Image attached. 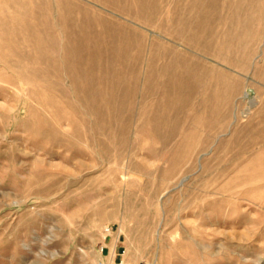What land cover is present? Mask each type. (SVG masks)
Instances as JSON below:
<instances>
[{"label": "rangeland", "instance_id": "rangeland-1", "mask_svg": "<svg viewBox=\"0 0 264 264\" xmlns=\"http://www.w3.org/2000/svg\"><path fill=\"white\" fill-rule=\"evenodd\" d=\"M5 1L2 43L83 10L128 50L0 62V264H264V0Z\"/></svg>", "mask_w": 264, "mask_h": 264}, {"label": "bare ground", "instance_id": "bare-ground-1", "mask_svg": "<svg viewBox=\"0 0 264 264\" xmlns=\"http://www.w3.org/2000/svg\"><path fill=\"white\" fill-rule=\"evenodd\" d=\"M3 1V0H2ZM5 1V0H4ZM20 1V0H19ZM63 1V0H62ZM6 2V1H5ZM9 2V1H8ZM6 2V3H8ZM12 2V1H10ZM14 2V1H13ZM17 2V1H16ZM21 2V1H20ZM25 2V1H24ZM28 2V1H27ZM48 2V1H47ZM1 3V2H0ZM4 3V2H3ZM15 3V2H14ZM17 2L16 5L17 7L19 6V3ZM38 3V2H37ZM23 4V3H22ZM27 4V3H26ZM29 4V3H28ZM40 4V2H39ZM44 4V3H43ZM46 4V3H45ZM60 4V3H59ZM15 5V4H14ZM25 5V4H24ZM47 5V4H46ZM45 5V6H46ZM61 5V4H60ZM59 5V6H60ZM2 6V3L1 5ZM5 6V5H4ZM21 6V5H20ZM30 6V4H29ZM57 6V5H56ZM62 6V5H61ZM3 7V6H2ZM23 7V5H22ZM33 7V6H31ZM42 7V6H40ZM50 7V6H49ZM58 7V6H57ZM74 7V6H73ZM4 8V7H3ZM16 8V7H15ZM24 8V7H23ZM38 8V7H37ZM66 8V6H65ZM77 8V7H76ZM82 7H80L79 9H81ZM17 9V8H16ZM20 9V8H19ZM17 9V10H19ZM26 10V7L24 8ZM23 9V10H24ZM31 9V8H28ZM35 9V8H34ZM43 9V8H42ZM40 9V10H42ZM47 9V8H46ZM46 9H44L46 11ZM58 9V8H57ZM10 10V9H9ZM12 10V8H11ZM22 10V8H21ZM51 10V9H50ZM62 10V8H61ZM85 10V9H84ZM4 11V10H1ZM7 11V10H6ZM14 11V10H13ZM27 11V10H26ZM24 11V12H26ZM37 11H39L37 9ZM36 11V12H37ZM64 11V10H63ZM67 11V10H66ZM15 12V11H14ZM23 12V11H22ZM29 12V10H28ZM35 12V11H34ZM40 12V11H39ZM42 12H44L42 10ZM54 12V11H53ZM21 13V12H20ZM41 13V12H40ZM39 13V14H40ZM4 14V13H3ZM8 14V13H7ZM14 14V13H13ZM18 14V13H17ZM23 14V13H22ZM48 14H52L51 17L53 19V22L51 21V19L48 21H50L51 23H48V21L44 18H39L41 21H36L34 23H30L29 18H27L26 16L23 18L25 20V22H29L27 24H23L22 26L18 28H8L6 30L3 29V31H5L3 34L4 37L7 38V40H9V42L12 43H5L3 38V42L0 43V52L5 51V49L8 48V51L6 53L5 56H3V54H1L0 56L2 59H0V62L3 63L4 65L8 64L11 65L12 67H21L23 68V70L28 71L27 65H23L22 62L26 59L29 60L30 57H33L34 55H37L39 53L38 56V60L39 57H44V59H49L53 62L54 59L58 56L56 54H54V48L56 44V41L59 40L60 44H62V56L64 58V60H66V62H69V66L71 68H73L74 70L78 71L79 74L84 77V78H88V69H92L94 66H100L101 69L102 67H105V70L107 71L108 75L110 77L111 80L114 81V83H116V85H121L124 84L123 82L121 83L119 80H117L123 73V69L124 67V57L126 56L127 50H128V45H124L123 43L120 42L121 39H119V35L116 34L113 31H109L107 28L104 27H96L94 25V23L88 19V12L87 11H83V10H68L66 12V14L62 13L60 10L59 11H55L54 13H48ZM25 15V14H24ZM30 15H33L30 13ZM38 15V13H37ZM4 16V15H3ZM9 16V15H6ZM15 16V15H14ZM17 16V15H16ZM15 16V17H16ZM41 16V15H39ZM1 17V16H0ZM17 17H21V15H18ZM16 17L15 20H17L18 18ZM33 17V16H31ZM30 17V18H31ZM43 17V16H41ZM45 17H47V15H45ZM12 18V17H11ZM5 19V17H4ZM3 19V20H4ZM7 19V18H6ZM28 19V20H27ZM35 20V18H33ZM12 20V19H11ZM18 20H22V19H18ZM27 20V21H26ZM2 21V20H1ZM46 21V22H44ZM3 22V21H2ZM20 22V21H19ZM42 22V23H41ZM46 25H44V23ZM12 23V22H11ZM10 23V24H11ZM22 23H24V21H22ZM2 24V23H1ZM7 24V23H5ZM16 24H18L16 22ZM21 24V23H19ZM3 25V24H2ZM1 25V27H3ZM15 25V24H14ZM17 26V25H15ZM13 26V27H15ZM6 27V26H5ZM2 30V29H1ZM57 30H59L61 32V38H51L49 37L50 33H57ZM45 35H47L48 37H46ZM57 35V34H56ZM1 36V35H0ZM43 36H45V38H43ZM55 37V36H54ZM58 37V35H57ZM5 38V39H6ZM6 40V42H7ZM14 41V42H13ZM33 41V43H35V46L33 47L32 44L30 43L29 46H32L35 50H37V52H33V48L31 49L30 47V51L27 49H24L21 47L20 43H29ZM58 41V43H59ZM17 42H19L20 47H18ZM131 42V41H130ZM27 43V45H28ZM47 43V46H46ZM15 44V46H14ZM49 45V47H48ZM23 46V45H22ZM26 46V44H25ZM47 47V49H46ZM60 49V48H59ZM110 51L113 55H115L116 57V61L115 62H119L120 66L116 67V66H112L110 64L106 65V58L104 57L106 53V51ZM6 52V51H5ZM58 52V51H57ZM130 52V51H129ZM3 53V52H2ZM110 54V53H109ZM104 55V56H103ZM110 56V55H109ZM132 56V55H131ZM114 57V56H113ZM54 58V59H53ZM58 58V57H57ZM105 58L106 62H103ZM33 59V58H32ZM34 59H36L34 57ZM109 57H108V61H109ZM27 61V60H26ZM44 61V60H43ZM42 61V62H43ZM48 61V60H47ZM23 62V63H24ZM28 62V61H27ZM32 63H34V61H30ZM39 62V61H38ZM32 63H30L32 66ZM44 63V62H43ZM58 63V61H57ZM25 64V63H24ZM28 64V63H27ZM38 64V63H37ZM37 64H34L33 67L36 68ZM47 64V63H46ZM49 64L50 61H49ZM113 64V63H112ZM53 65V64H52ZM114 65V64H113ZM43 66V65H42ZM41 66V67H42ZM58 66V64H57ZM128 66V65H127ZM47 67V65H46ZM51 67V66H50ZM49 67V68H50ZM59 67V66H58ZM43 68V67H42ZM52 68V67H51ZM55 68V67H54ZM60 68V67H59ZM18 70L20 68H17ZM48 69V68H47ZM46 69V71H47ZM53 69V68H52ZM21 70V69H20ZM19 70V71H20ZM31 70V69H30ZM45 70V69H44ZM54 70V69H53ZM22 71V70H21ZM25 71V72H26ZM32 71V70H31ZM43 71V70H42ZM45 71V72H46ZM22 73V72H21ZM33 73V72H32ZM35 73V72H34ZM38 73V71L36 72ZM76 73V72H75ZM126 73V72H125ZM40 74L42 75V73L40 72ZM106 74V73H105ZM21 77H24L20 74ZM26 75H28L26 73ZM33 75V74H32ZM35 75V74H34ZM78 75V74H76ZM29 76V75H28ZM37 76V75H36ZM35 76V77H36ZM44 76V75H43ZM47 76V75H46ZM45 76V77H46ZM49 76V74H48ZM41 77V76H40ZM39 77V78H40ZM80 77V76H79ZM106 77V76H105ZM28 78V77H27ZM38 78V79H39ZM48 78V77H47ZM60 78V77H59ZM82 78V79H84ZM128 78V77H127ZM197 78V77H196ZM202 78V77H201ZM25 79V77L23 78ZM34 79V78H33ZM32 78H28L27 80H30V82H32L31 80H33ZM37 79V82L39 81ZM46 79V78H45ZM44 79V82H45ZM58 79V78H57ZM125 79V78H124ZM198 79V78H197ZM203 79V78H202ZM41 80V79H40ZM72 80V79H71ZM191 80V79H190ZM195 80V79H194ZM200 80V79H199ZM34 81V80H33ZM51 81V80H50ZM49 81V82H50ZM57 83V80H55ZM84 81V80H83ZM88 81V80H87ZM86 81V82H87ZM127 81V80H126ZM163 80H161L162 82ZM41 82V81H40ZM43 82V81H42ZM53 83V81H51ZM60 82V80L58 81ZM125 82V81H124ZM164 82V81H163ZM186 82V77L185 75L181 74V73H176L175 71H171L168 73H165V84L169 87V90L172 89L173 91L175 90L176 92L181 90L182 87L184 86ZM196 82V81H195ZM204 82V81H203ZM35 83V81H34ZM52 83H49V85L51 84L53 87L55 85H53ZM201 83V82H200ZM44 84V83H43ZM40 84V85H43ZM46 84V82H45ZM44 84V85H45ZM81 84V81H80ZM84 84V83H83ZM126 84V83H125ZM157 84V83H156ZM160 84V83H159ZM193 84V83H192ZM48 85V84H47ZM57 85V84H56ZM60 85V83H59ZM88 85V84H87ZM163 85V84H162ZM33 86V85H32ZM35 86V85H34ZM64 86V85H63ZM86 86V85H85ZM36 87V86H35ZM46 87V86H45ZM51 87V86H50ZM56 87V86H55ZM82 87V86H81ZM38 88V87H37ZM49 88V87H46ZM87 87H85L84 89L86 90ZM63 89V88H62ZM83 89V87H82ZM157 89V88H156ZM161 89V87H160ZM34 90V88H33ZM40 90V88H39ZM31 91V90H30ZM56 91V90H55ZM58 91V89H57ZM86 94H88V89L87 91H85ZM55 93V92H54ZM57 93V92H56ZM45 94V93H44ZM43 96V95H42ZM59 96V93H58ZM45 99V98H44ZM50 99V97H49ZM44 101V100H43ZM176 103V102H175ZM178 103V102H177ZM170 104V103H169ZM172 105V104H171ZM56 106V105H55ZM60 106V105H59ZM171 107V106H170ZM60 111V110H59ZM63 111V110H62ZM61 111V112H62ZM60 113V112H59ZM260 124V123H259ZM45 129V128H44ZM42 132V131H41ZM253 133V132H252ZM51 140V139H50ZM53 140V139H52ZM55 140V139H54ZM57 140V139H56ZM64 143V142H63ZM62 144V143H61ZM67 144V143H66ZM63 145V144H62ZM65 145V144H64ZM259 168V167H258Z\"/></svg>", "mask_w": 264, "mask_h": 264}]
</instances>
